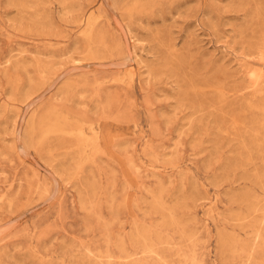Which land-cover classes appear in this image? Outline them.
<instances>
[{"label": "rangeland", "instance_id": "rangeland-1", "mask_svg": "<svg viewBox=\"0 0 264 264\" xmlns=\"http://www.w3.org/2000/svg\"><path fill=\"white\" fill-rule=\"evenodd\" d=\"M0 264H264V0H0Z\"/></svg>", "mask_w": 264, "mask_h": 264}, {"label": "bare ground", "instance_id": "bare-ground-1", "mask_svg": "<svg viewBox=\"0 0 264 264\" xmlns=\"http://www.w3.org/2000/svg\"><path fill=\"white\" fill-rule=\"evenodd\" d=\"M256 80V79H255ZM258 80V79H257ZM254 82V81H253ZM255 82H257V81H255ZM256 84V83H255Z\"/></svg>", "mask_w": 264, "mask_h": 264}]
</instances>
